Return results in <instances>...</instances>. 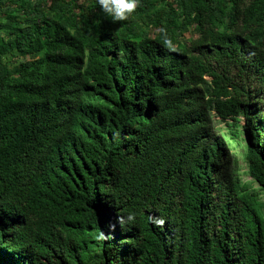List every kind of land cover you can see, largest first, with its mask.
Masks as SVG:
<instances>
[{"label": "trees", "instance_id": "1", "mask_svg": "<svg viewBox=\"0 0 264 264\" xmlns=\"http://www.w3.org/2000/svg\"><path fill=\"white\" fill-rule=\"evenodd\" d=\"M0 264H264V0H0Z\"/></svg>", "mask_w": 264, "mask_h": 264}, {"label": "clouds", "instance_id": "2", "mask_svg": "<svg viewBox=\"0 0 264 264\" xmlns=\"http://www.w3.org/2000/svg\"><path fill=\"white\" fill-rule=\"evenodd\" d=\"M98 6L101 12L106 16L110 17L115 22L127 21L136 12L140 0H97ZM168 47H172L170 40H165ZM218 117V116H217ZM136 220L135 213H128L126 217H118V223L124 225L125 222L128 224L134 223ZM163 223V221H158ZM113 227H115L113 225ZM99 239H104L103 233L98 237Z\"/></svg>", "mask_w": 264, "mask_h": 264}, {"label": "rangeland", "instance_id": "3", "mask_svg": "<svg viewBox=\"0 0 264 264\" xmlns=\"http://www.w3.org/2000/svg\"><path fill=\"white\" fill-rule=\"evenodd\" d=\"M245 121H242V124H244ZM214 123H215V128L217 130V134L220 136H226L228 138V141L231 143V151L236 155L237 157V170L236 173L238 177L243 181V182H250L251 177L249 176V171L248 167L246 164V161L244 159V153H245V147L240 140L239 142L237 140L232 141L230 138H233L232 136V128L228 126L227 123H224L219 117L214 115ZM237 130V129H234ZM244 138H247V135H243Z\"/></svg>", "mask_w": 264, "mask_h": 264}]
</instances>
